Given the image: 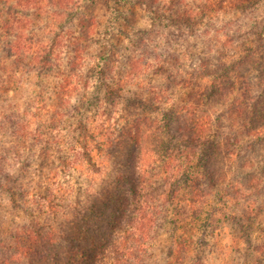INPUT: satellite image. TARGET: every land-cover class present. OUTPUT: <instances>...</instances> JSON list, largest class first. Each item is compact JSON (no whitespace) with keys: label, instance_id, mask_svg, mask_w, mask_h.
Masks as SVG:
<instances>
[{"label":"clouds","instance_id":"1","mask_svg":"<svg viewBox=\"0 0 264 264\" xmlns=\"http://www.w3.org/2000/svg\"><path fill=\"white\" fill-rule=\"evenodd\" d=\"M32 4L66 26L0 72V264H264V0Z\"/></svg>","mask_w":264,"mask_h":264},{"label":"trees","instance_id":"2","mask_svg":"<svg viewBox=\"0 0 264 264\" xmlns=\"http://www.w3.org/2000/svg\"><path fill=\"white\" fill-rule=\"evenodd\" d=\"M32 8V0H0V64H2L0 72L6 74L17 65L23 67L26 59L31 60L33 67L40 65L43 68H51L66 25L63 22L57 23L56 28L59 30L49 39L47 34L49 25L43 20V9L37 8L33 12ZM68 15L71 16V13ZM95 24V16L89 17V32ZM77 50L83 51L82 49ZM7 61H11V65H8ZM8 77L10 81L11 74H8ZM243 132L251 152L254 153L257 146L264 148V114L253 112ZM229 155H235V153L230 152ZM250 183L256 187L260 181L253 177ZM202 223L207 226L206 220Z\"/></svg>","mask_w":264,"mask_h":264},{"label":"rangeland","instance_id":"3","mask_svg":"<svg viewBox=\"0 0 264 264\" xmlns=\"http://www.w3.org/2000/svg\"><path fill=\"white\" fill-rule=\"evenodd\" d=\"M1 65L2 64H0V66ZM11 73H12V69L6 74L10 75ZM11 88H12V84L6 82L3 85V88L0 89V91H3L4 94H7L8 92L11 91ZM37 102L39 103V100ZM23 131L24 130L21 127L18 129L17 133L14 134H22ZM261 192L264 193V188H261ZM258 199H261L262 204L256 205V207L253 208L252 211L250 212H245L243 215V219L246 221V226L244 224L240 225L241 228L246 230L249 239L251 238V235L255 234L257 231H260L261 234H264V195H262ZM224 242L227 244L230 241L226 239Z\"/></svg>","mask_w":264,"mask_h":264}]
</instances>
